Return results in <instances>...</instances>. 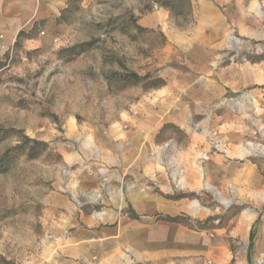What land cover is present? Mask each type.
Listing matches in <instances>:
<instances>
[{"label": "rangeland", "instance_id": "374dc122", "mask_svg": "<svg viewBox=\"0 0 264 264\" xmlns=\"http://www.w3.org/2000/svg\"><path fill=\"white\" fill-rule=\"evenodd\" d=\"M171 1L69 0L0 33V264H111L185 232L264 264V0Z\"/></svg>", "mask_w": 264, "mask_h": 264}, {"label": "crops", "instance_id": "0c3cea01", "mask_svg": "<svg viewBox=\"0 0 264 264\" xmlns=\"http://www.w3.org/2000/svg\"><path fill=\"white\" fill-rule=\"evenodd\" d=\"M68 1L69 0H0V33L4 35L5 46L12 44L20 31L30 29L39 20L59 14L66 7ZM237 154L242 157L245 154V150L241 149ZM236 170H245V168L238 167ZM144 171L145 170H115L113 175L116 180L124 181L126 175H142ZM146 171L148 172L149 170ZM191 204L187 205L186 209L190 212L197 211V209L191 207ZM254 221L255 218L246 224L247 235L250 239L252 238L251 227ZM177 229L182 231L181 228ZM58 232L59 235L62 236L64 234V229L61 228ZM118 232L117 230L115 233V238L117 239L123 235L122 231ZM185 236H188L189 239H194V242L185 241L182 245H177L176 241L173 240L174 243L169 245L159 243L151 247L149 233H147L146 236H143L141 245L137 246L134 251L136 254L130 257L129 255L117 252L115 258H113V253L111 254V264L129 263V261H132V258H135L137 262L144 263H148L150 260L156 261L154 264H231L233 254L227 244L212 242V246L208 249V253L205 257H202L199 254L204 253L205 248L197 245L195 236L187 232H185ZM196 254L199 256L196 257ZM128 257L130 260H128Z\"/></svg>", "mask_w": 264, "mask_h": 264}, {"label": "trees", "instance_id": "16d2710c", "mask_svg": "<svg viewBox=\"0 0 264 264\" xmlns=\"http://www.w3.org/2000/svg\"><path fill=\"white\" fill-rule=\"evenodd\" d=\"M184 0H173L171 2H169L168 4H166L168 9L171 10V13L175 16V17H179L181 14L179 12H176V10L178 9V7H180L182 4H183ZM39 25V22H36L35 25H34V29ZM138 30H141V31H144L141 27L139 26H136ZM25 32L21 31L18 35V40L22 37V36H25ZM18 40L16 42V45L18 44ZM8 56V54L6 55ZM3 62L0 60V67L3 66ZM135 77H138V76H135ZM164 85V82L159 80L157 82H154L150 85H148L146 88L147 90H150V89H155V88H160ZM2 139V136H1V131H0V141ZM27 142L29 143H33L37 146H43V147H47V144L45 143H39V142H36V141H33V140H30L28 138H26ZM19 148H23V147H19ZM31 152H29V156L30 157H35L34 153H32V150H30ZM183 197H178L176 199H182ZM165 220L164 221H168V222H172V223H182L186 226H188L189 228L191 229H198V230H203L205 229V225L204 224H201V223H197L196 224H193L192 222H189V221H184L182 218L180 217H176V218H171V217H166L164 218Z\"/></svg>", "mask_w": 264, "mask_h": 264}, {"label": "bare ground", "instance_id": "6f19581e", "mask_svg": "<svg viewBox=\"0 0 264 264\" xmlns=\"http://www.w3.org/2000/svg\"><path fill=\"white\" fill-rule=\"evenodd\" d=\"M191 207L194 208V209H197L198 208V206H197L196 203L191 204Z\"/></svg>", "mask_w": 264, "mask_h": 264}]
</instances>
